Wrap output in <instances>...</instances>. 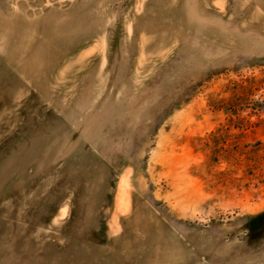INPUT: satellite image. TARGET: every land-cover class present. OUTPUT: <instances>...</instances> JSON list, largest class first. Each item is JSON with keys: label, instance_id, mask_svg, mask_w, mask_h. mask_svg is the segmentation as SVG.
I'll use <instances>...</instances> for the list:
<instances>
[{"label": "rangeland", "instance_id": "1", "mask_svg": "<svg viewBox=\"0 0 264 264\" xmlns=\"http://www.w3.org/2000/svg\"><path fill=\"white\" fill-rule=\"evenodd\" d=\"M0 264H264V0H0Z\"/></svg>", "mask_w": 264, "mask_h": 264}]
</instances>
